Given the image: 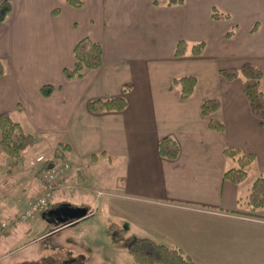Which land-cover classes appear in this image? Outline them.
I'll list each match as a JSON object with an SVG mask.
<instances>
[{"label": "crops", "instance_id": "crops-1", "mask_svg": "<svg viewBox=\"0 0 264 264\" xmlns=\"http://www.w3.org/2000/svg\"><path fill=\"white\" fill-rule=\"evenodd\" d=\"M8 1L10 15L0 23V114L9 113L35 142L16 163L0 156V220L13 217L41 190V166L30 164L28 150L52 147V156L65 144L64 183L73 188L57 190L31 219L43 222L44 211L61 206L63 219L46 222L42 236L76 225L93 201L115 206L122 236H147L180 249L195 264H264V207L245 214L249 188L264 173V123L249 112L242 77L227 81L218 74L250 62L262 72L264 93V0L170 6L162 0H82L79 8L61 0ZM212 7L229 19H212ZM85 36L100 43L101 66L65 80L62 69L72 66L74 45ZM179 40L188 49L174 56ZM198 42L204 49L194 56L189 49ZM182 76L195 79L186 99L172 86ZM43 85L54 88L49 96L40 93ZM116 96L126 101L122 111L94 113L88 107L91 100ZM207 99L220 103L211 117L222 123L221 131L211 130L201 113ZM164 137L177 145L173 160L158 153ZM226 147L254 155L237 184L223 178L238 165L223 154ZM110 193L117 200L107 199ZM68 208H84L85 214L70 218ZM20 223L0 236V264H7L1 259L13 234L30 231L27 221ZM118 263L129 264L124 258Z\"/></svg>", "mask_w": 264, "mask_h": 264}, {"label": "trees", "instance_id": "trees-1", "mask_svg": "<svg viewBox=\"0 0 264 264\" xmlns=\"http://www.w3.org/2000/svg\"><path fill=\"white\" fill-rule=\"evenodd\" d=\"M68 6L79 8L83 5L82 0H61ZM168 6L174 4H182L183 0H162ZM156 5L158 2L153 1ZM11 12V3L8 0L0 2V23H5ZM54 15L58 14V10L53 11ZM210 17L214 20L229 19V15L219 11L217 8L210 9ZM257 26H253L251 32H255ZM233 34V28L225 33V37L229 38ZM188 44L184 40H179L174 49V56L185 54ZM204 49L203 42H198L190 47V53L194 56L200 55ZM102 63V47L99 42L85 36L79 39L73 48V63L71 67L62 69V75L65 80L82 78L88 71L97 69ZM4 73V69L0 62V75ZM219 76L227 81L234 80L238 76L242 77V93L247 100L249 112L260 123H264V93L260 88L262 79L261 70L250 62H244L239 68H225L218 71ZM195 85L193 76H182L172 81V86L178 87L180 97L186 99L191 96ZM53 87L51 85H43L40 93L43 96H49ZM129 89L128 86L123 87V91ZM220 106L216 99L204 100L201 104V113L209 117L208 126L211 130L221 131L222 123L212 118L211 115ZM88 107L94 113L104 111H122L126 108V101L122 96L104 97L89 101ZM35 138L30 133H26L17 121H14L10 114L3 112L0 114V156L7 158L12 163H16L23 151L32 146ZM68 145L58 144L54 149L50 164H56L65 160V151ZM158 153L167 159H175L178 154V148L174 140L170 137H164L158 144ZM223 154L231 159H235L237 167H232L224 171L223 178L237 184L245 179L246 167L254 160L251 153H241L237 148L226 147ZM93 158V157H92ZM48 164V161L46 162ZM247 205L250 212L247 215H255L251 211H255L264 207V173L257 176L247 195ZM109 228L113 230L116 236H122L123 230L115 224H109ZM118 234V235H117ZM126 251L137 264H195L192 259L184 254L180 249L169 247L158 243L147 236L132 239L126 246Z\"/></svg>", "mask_w": 264, "mask_h": 264}, {"label": "rangeland", "instance_id": "rangeland-1", "mask_svg": "<svg viewBox=\"0 0 264 264\" xmlns=\"http://www.w3.org/2000/svg\"><path fill=\"white\" fill-rule=\"evenodd\" d=\"M204 2L203 0L202 3ZM41 149L33 147L28 151L33 159L42 152L47 161L51 160L52 147L47 150ZM100 173L98 170L97 174ZM251 178L250 176L247 178V183L252 181ZM96 187L100 188V185ZM101 188L106 189L105 186ZM106 196L109 200H117V195L113 193ZM84 207L86 218L70 228H60L53 234L42 236L43 232H46V222L54 218L56 225L63 219L60 205H54L49 211H44L43 222L28 220L30 231L22 234L16 231L11 238L10 247H7L9 249L5 251L1 260L7 264H119V259L124 258L129 264H136L126 251V245L133 239L134 233L129 231L124 236H116L109 228L111 223L117 226L119 223L121 226L116 219L115 206L113 204L101 206L91 201ZM23 223L26 222H21L20 225ZM57 242L62 245L56 252L54 246Z\"/></svg>", "mask_w": 264, "mask_h": 264}, {"label": "built area", "instance_id": "built-area-1", "mask_svg": "<svg viewBox=\"0 0 264 264\" xmlns=\"http://www.w3.org/2000/svg\"><path fill=\"white\" fill-rule=\"evenodd\" d=\"M46 159L39 155L30 161L31 165L39 163L42 170V187L40 192L31 198L21 210L8 220H0V236L7 232L18 222H26L36 217L44 208L47 207L53 194L63 188L72 189L71 185L64 183V178L69 171V165L66 162L48 164L44 166ZM44 166V167H43Z\"/></svg>", "mask_w": 264, "mask_h": 264}, {"label": "water", "instance_id": "water-1", "mask_svg": "<svg viewBox=\"0 0 264 264\" xmlns=\"http://www.w3.org/2000/svg\"><path fill=\"white\" fill-rule=\"evenodd\" d=\"M69 212V217L74 218L77 216H82L85 214V209L84 208H68Z\"/></svg>", "mask_w": 264, "mask_h": 264}]
</instances>
